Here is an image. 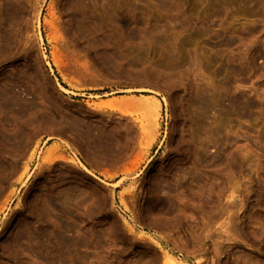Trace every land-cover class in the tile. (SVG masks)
Instances as JSON below:
<instances>
[{"label": "rangeland", "instance_id": "rangeland-1", "mask_svg": "<svg viewBox=\"0 0 264 264\" xmlns=\"http://www.w3.org/2000/svg\"><path fill=\"white\" fill-rule=\"evenodd\" d=\"M0 10V90L36 107L0 110V264H264V0Z\"/></svg>", "mask_w": 264, "mask_h": 264}, {"label": "bare ground", "instance_id": "bare-ground-1", "mask_svg": "<svg viewBox=\"0 0 264 264\" xmlns=\"http://www.w3.org/2000/svg\"><path fill=\"white\" fill-rule=\"evenodd\" d=\"M73 4V6L75 7V3H72ZM0 12L3 14V16H5L4 17V19L6 20V22H8V21H12L13 20V17H12V13H10L9 11H7V12H3L2 10H0ZM1 14V15H2ZM98 41H97V46L98 47H100L101 49H102V58L104 59V62L105 63H107V62H111V60H110V58H109V55L107 54V52H108V46L110 45V39L109 38H107L105 41H103L102 40V38H98L97 39ZM107 61V62H106ZM213 97H215V96H213ZM216 100V99H215ZM120 101V100H119ZM202 101V100H201ZM200 101V103H202ZM204 101V100H203ZM210 101H211V99H210ZM209 101V102H210ZM196 102H198V101H196ZM217 102V101H216ZM204 103V102H203ZM206 103V102H205ZM28 103H21L20 101H18V100H16L15 98H14V95H13V90L9 87V88H2L1 90H0V110L1 109H6V111H7V120H5V119H3L2 121H4V126L5 125H9L10 124V121L8 120V118H11V119H15V117L17 118V117H20L21 115L22 116H24V115H26L30 110H32V109H36V107L35 106H33V104L32 105H27ZM30 104V103H29ZM144 105H147V107L150 109V107H152V105H153V107H152V110H153V112L155 113V115H157L158 116V114H159V111H160V105L158 104V102H156V101H154L152 104H150L149 102L147 103V102H145V103H143ZM199 104V103H198ZM195 105V104H194ZM200 105V104H199ZM202 105V104H201ZM33 111V110H32ZM238 111H239V109H238ZM202 112H204V111H202ZM206 113V112H205ZM204 113V114H205ZM204 114H202V116L204 115ZM238 114H240V111H239V113ZM242 114V113H241ZM241 116H243V114L241 115ZM157 120V119H156ZM22 126H25L26 124H21ZM10 126V125H9ZM83 131V130H82ZM85 132H87V134H88V136H89V134H90V131L88 130V131H85ZM82 133V132H81ZM2 134V133H1ZM0 134V140L2 139V141H4V142H8V143H12L13 145H19L20 144V140H21V138H22V133L21 132H19V131H16V132H12V133H9V132H7L6 134H2L1 135ZM83 134V133H82ZM84 134H86V133H84ZM83 137H86V136H84V135H82ZM87 136V137H88ZM82 137V139H84ZM90 137V136H89ZM86 140H88V141H90L91 142V144H93V146H94V148L93 149H90V152L92 151L93 152V150L95 151V149H96V151H99V154L100 153H103L104 155L105 154H108L109 153V150H110V147L108 146L109 145V143H107V142H105V141H103L99 136H97V138H94V139H92L91 138V140H89V139H87V138H85ZM84 139V140H85ZM85 140V141H86ZM87 141V142H88ZM87 152H88V150H87ZM91 152V153H92ZM91 153H89V154H91ZM98 152H96L95 154H97ZM94 154V153H93ZM34 156H35V153H33V155H31V162L33 161V159H34ZM72 161V160H71ZM76 162V161H75ZM74 164V163H73ZM78 164V163H77ZM27 168H28V166L25 168V170H27ZM41 168V167H40ZM84 169L85 170H87L88 171V169L86 168V167H84ZM89 172V171H88ZM52 203V202H51ZM55 204H52V206L54 205H56L57 203L56 202H54ZM58 205V204H57ZM37 210H38V208H37ZM42 210H44V209H42ZM41 210V211H42ZM35 211L36 210H34V212H33V210L30 212L31 214V220H32V224H33V228H34V230L35 231H37L38 232V236H40L39 238H42V237H44L46 234H48L47 236H51V238L52 239H63V237H62V233H63V231H70V228H69V226L68 225H66V226H62V224H57V225H52V227L51 226H49V227H51L52 228V230H50V232L48 231H46V230H44V228L42 229L41 228V223H40V226H38V224L37 223H39V222H37L38 220H36V217H35ZM61 213H62V210H61ZM46 214V213H45ZM44 214V215H45ZM63 214V213H62ZM66 214V213H65ZM64 214V215H65ZM37 216V215H36ZM31 224V223H30ZM44 225V224H43ZM46 226V225H45ZM44 226V227H45ZM48 226H47V228H48ZM30 227L28 226V224L26 225H22V226H20V230H18L14 235H13V237L11 238V239H21L23 236H24V231H26V230H28ZM71 232V231H70ZM36 233V232H35ZM65 233V232H64ZM37 234V233H36ZM24 238V237H23ZM46 238H48V237H46ZM50 239V238H49ZM67 245V244H66ZM74 245H76V246H78V245H80L79 243H77V244H74ZM70 246H71V244H70ZM64 257H59L58 258V260H57V262L58 263H60V262H62V260H64L63 259ZM165 261H164V263L163 264H183V262H180L178 259H176L174 256H172L171 254H167L166 256H165ZM63 263V262H62Z\"/></svg>", "mask_w": 264, "mask_h": 264}]
</instances>
